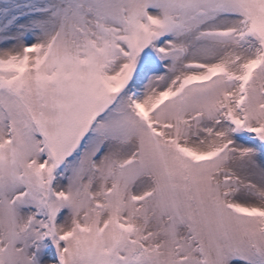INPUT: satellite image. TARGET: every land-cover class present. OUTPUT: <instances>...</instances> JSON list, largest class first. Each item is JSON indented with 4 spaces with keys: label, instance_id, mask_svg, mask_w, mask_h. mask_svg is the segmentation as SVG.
<instances>
[{
    "label": "snow or ice",
    "instance_id": "obj_1",
    "mask_svg": "<svg viewBox=\"0 0 264 264\" xmlns=\"http://www.w3.org/2000/svg\"><path fill=\"white\" fill-rule=\"evenodd\" d=\"M0 264H264V0H0Z\"/></svg>",
    "mask_w": 264,
    "mask_h": 264
}]
</instances>
